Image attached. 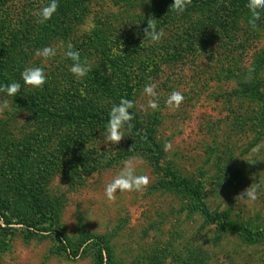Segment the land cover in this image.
Masks as SVG:
<instances>
[{
	"label": "rangeland",
	"instance_id": "obj_1",
	"mask_svg": "<svg viewBox=\"0 0 264 264\" xmlns=\"http://www.w3.org/2000/svg\"><path fill=\"white\" fill-rule=\"evenodd\" d=\"M48 3L0 0V84H21L18 96L0 94L10 104L0 115V264H264V12L253 29L248 2L199 0L177 13L173 0H58L41 24ZM148 18L164 29L158 43L144 38ZM68 43L92 65L79 81ZM45 46L57 51L47 61L35 55ZM30 66L45 70L40 89L21 79ZM150 83L159 108L145 112ZM172 91L184 96L176 109L165 104ZM122 97L141 136L125 126L106 143ZM133 156L148 187L109 201L105 184ZM159 165L227 223L203 215ZM251 185L255 201L243 197Z\"/></svg>",
	"mask_w": 264,
	"mask_h": 264
},
{
	"label": "clouds",
	"instance_id": "obj_2",
	"mask_svg": "<svg viewBox=\"0 0 264 264\" xmlns=\"http://www.w3.org/2000/svg\"><path fill=\"white\" fill-rule=\"evenodd\" d=\"M192 4V0H173L170 5L172 10L177 13H182L186 8ZM246 7L250 11L249 25L253 28H257V22L261 20L262 12H264V0H248ZM58 8V0H49V3L39 9L36 13L38 16V22L43 24L50 20L55 14ZM144 38L149 39L153 43H158L164 37L165 32L163 28L157 29L156 19L148 18L147 27L143 29ZM56 48L52 46H45L41 49H37L35 55L42 58L44 61L56 56ZM64 56L72 61L69 66L70 73L76 78V80L83 79L90 71H92V65L87 58L81 59L80 53L77 50H73L71 43L67 44V48L64 51ZM251 69H249V73ZM21 79L24 84L34 89H40L46 83V73L43 67L30 66L23 69L21 72ZM21 84L17 81L11 83L0 84V94H4L8 97H14L20 91ZM156 84L150 83L143 88V95L149 97L147 104L144 106V111H155L159 108L158 93L155 90ZM184 96L180 91H172L166 98L165 104L170 109L179 108L183 103ZM135 104L132 100L121 98L118 104H113L108 112V120L104 129L100 135L103 137L106 143L118 144L122 138L125 137L122 129L127 126L131 129L130 123L134 119V115L129 110L134 108ZM10 109V104L7 99L0 100V115L6 110ZM171 144L166 142L164 145V151L169 152ZM171 158V157H169ZM143 158L140 156H133L126 159L117 173L105 184L104 195L109 201L116 200V193L125 192H140L146 189L150 183V178L145 174H137V169L143 164ZM249 163H255V160L248 161ZM257 187H248L243 197L248 198L250 201H255L257 197Z\"/></svg>",
	"mask_w": 264,
	"mask_h": 264
},
{
	"label": "trees",
	"instance_id": "obj_3",
	"mask_svg": "<svg viewBox=\"0 0 264 264\" xmlns=\"http://www.w3.org/2000/svg\"><path fill=\"white\" fill-rule=\"evenodd\" d=\"M197 1H199V0H192V3L194 4ZM229 1L232 2V5H234V8H236L238 6H242L243 4L248 2V0H229ZM18 95L19 94H17V96ZM115 101H117V100L115 99ZM117 102L119 103V101H117ZM89 116H90L91 119L93 118L94 121H95V120L98 119V112L90 111L89 112ZM59 117H61L63 119L64 118L68 119L67 115H62L61 114ZM106 117H108V115ZM130 123L132 124L131 128L133 129L134 134L141 136L140 125L135 120L134 121L132 120ZM142 135L144 136V135H146V133H144ZM144 139H147V137L144 136ZM158 169L161 171V173H162L163 177L165 178L167 184L169 186H171L172 188L179 189L180 191H182V193H184L190 199H192L194 205L197 206L196 209H199L200 212L203 215L207 216L208 219L213 220V221H217V222H220V223H223V224L227 223L225 218H224V216L222 214H220V213H210L209 211H207L205 209L200 193L198 192V190L195 187L190 185L189 181H187L185 179L177 178L175 176V174L173 173V171L170 168H168L167 166L159 165ZM231 225H232L231 228H234L233 224H231Z\"/></svg>",
	"mask_w": 264,
	"mask_h": 264
}]
</instances>
